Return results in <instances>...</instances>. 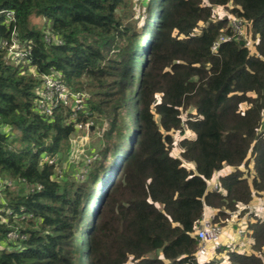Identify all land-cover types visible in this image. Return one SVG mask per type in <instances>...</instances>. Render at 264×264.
<instances>
[{"label": "trees", "instance_id": "obj_1", "mask_svg": "<svg viewBox=\"0 0 264 264\" xmlns=\"http://www.w3.org/2000/svg\"><path fill=\"white\" fill-rule=\"evenodd\" d=\"M50 75L106 121L81 174L70 107L36 108ZM263 126L264 0H0V264H198L202 213L222 227L264 193ZM248 216L252 252L202 264H264Z\"/></svg>", "mask_w": 264, "mask_h": 264}, {"label": "built area", "instance_id": "obj_2", "mask_svg": "<svg viewBox=\"0 0 264 264\" xmlns=\"http://www.w3.org/2000/svg\"><path fill=\"white\" fill-rule=\"evenodd\" d=\"M8 16H11V12H7ZM232 30L238 34L242 35V25L239 20L232 19L230 21ZM230 39V36H220L212 45L211 50L215 51L221 42L227 41ZM16 35L13 33L11 35V42H2L7 50L8 56L11 58L13 64L18 66L21 61L24 59L26 53L23 52L18 44ZM35 94L38 99L36 101V108L40 113L45 115H51L52 108L56 107L58 104L62 106L70 107V119L74 123V134L76 137L78 133L82 134H91L94 131L93 120L90 117L89 111H83L82 116L79 117V111L84 109L86 104L85 99L86 95L81 93L69 92L60 82L59 78H54L53 76H44L41 80V86L35 90ZM82 117H87V119L82 120ZM209 189L218 190L216 182L208 184ZM264 212V202L258 203H249L243 206L236 208L230 214V217L233 219H240L241 215L248 214H259ZM241 220V219H240ZM240 223H243L240 222ZM223 229L218 224H214L208 218L205 213H202L198 227L196 229V237L198 240V246L195 252V259L199 263L200 258L205 256L208 251V243H217L222 235ZM240 236H244L245 232L242 230L238 231Z\"/></svg>", "mask_w": 264, "mask_h": 264}, {"label": "rangeland", "instance_id": "obj_3", "mask_svg": "<svg viewBox=\"0 0 264 264\" xmlns=\"http://www.w3.org/2000/svg\"><path fill=\"white\" fill-rule=\"evenodd\" d=\"M227 13H228V11L225 8L215 7L213 20H217V19L221 18L223 16V14H227ZM231 20L232 19H230L229 22ZM33 21L36 22V23L43 22V20H41V18H35V19H33ZM244 31H245L244 32L245 33V38L246 37L248 38L246 29ZM251 43H252V41H249L248 45H250V52H253V47H252ZM105 123H106V121H102L101 124H98V122H94L93 124L98 125L99 128H97V126H95L93 133L86 135V134H82V133L79 132L76 137L72 136L70 138V140H69L70 150H69L68 153H65L62 156V158H63L62 167H65L63 170H67L69 168H72V169L75 170V172L79 170L80 174H81V172L84 173L85 168H86L85 166L88 164L90 159L92 160L93 156L96 154L97 151H99V149L102 146V139L100 137V133L103 132L104 129L106 128ZM263 129H264V126H263ZM186 132L184 134H186ZM189 133L192 134L191 132H189ZM189 133L187 132V135ZM174 138L176 139L175 141L178 140L177 133L174 134ZM71 160L73 162H71V164H69ZM68 165H70V166L68 168H66ZM72 165H74V166H72ZM216 174H219V173H216ZM216 174L214 175V177L216 176ZM216 179H217V177H216ZM212 180H214L213 177L211 178V181ZM258 200H259V197L256 196V198L253 200V202H257ZM260 202H261V200H260ZM255 216H257L260 220H264V212L259 213V214H255ZM246 217H247V220H245L246 221V223H245L246 226L245 227H243L240 223L236 222L234 218L233 219L231 218L224 226H222V229L223 230L224 229H229L230 232H231V234H230L231 238H233V236L234 237L243 238V236L239 235L238 231L242 230L244 232V229H246L250 219L253 218V217H249L248 215ZM222 239H223V242H224V238L221 235V237H220V239H219V241L217 243H214V244L213 243H208L207 254L199 259L200 262L198 264L204 263L202 261L205 260L206 258H211L212 259V254L216 253V252H217V257L216 258L221 257V258H219L220 263H222V261H225L226 255H225L224 250L225 249L226 250H232V248L234 246L232 248L226 247V244L222 242ZM217 246H219V247L217 248ZM230 246H232V243L230 244ZM262 256H264V254Z\"/></svg>", "mask_w": 264, "mask_h": 264}, {"label": "crops", "instance_id": "obj_4", "mask_svg": "<svg viewBox=\"0 0 264 264\" xmlns=\"http://www.w3.org/2000/svg\"><path fill=\"white\" fill-rule=\"evenodd\" d=\"M231 171H233V168H231V167H224V168H222V170H220V172H219V174H216V176L214 177V180L216 181V177L218 178L219 176H224V175H226V174H228V173H230ZM256 196L257 197H259V200L257 201V202H260V200H261V202H264V193L263 194H254V199L256 198ZM208 211H207V216L211 213V212H215L214 210H212L211 208H208L207 209ZM241 219V220H240ZM240 219H235V221L236 222H238V223H240V222H242L243 221V223H240L243 227H245L246 226V224H245V220H247V218H246V215H242L241 217H240ZM248 226V225H247ZM249 233L250 232H248V234L247 233H245V236H243V238H240V237H234L233 236V238H231V236H230V234H231V232H230V230L229 229H224L223 230V232H222V236H223V238H224V242H223V239H222V242L223 243H225L226 244V247H230V248H232L233 246V248H232V251L234 250V251H236V252H239V253H244V254H246V253H251L252 252V240H251V238H250V236H249ZM250 239V240H249ZM232 243V246H230V244ZM235 244V245H234ZM219 246H217V248H218ZM216 248V249H217ZM229 248V249H230ZM224 249V248H223ZM228 251H230V250H224V252H225V255L227 254V252ZM214 257L216 258L217 257V252L216 253H213L212 254V259H214ZM219 258H221V257H219ZM219 258H217V259H219ZM211 258H206L205 260L206 261H209V260H212ZM205 260H203L202 262H206ZM225 261H226V259H225ZM225 261H222V263H224Z\"/></svg>", "mask_w": 264, "mask_h": 264}]
</instances>
